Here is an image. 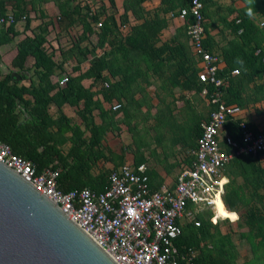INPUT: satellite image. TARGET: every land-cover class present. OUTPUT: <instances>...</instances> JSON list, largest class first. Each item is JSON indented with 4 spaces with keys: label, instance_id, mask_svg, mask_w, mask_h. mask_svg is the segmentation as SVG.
<instances>
[{
    "label": "trees",
    "instance_id": "1",
    "mask_svg": "<svg viewBox=\"0 0 264 264\" xmlns=\"http://www.w3.org/2000/svg\"><path fill=\"white\" fill-rule=\"evenodd\" d=\"M35 1L37 4L56 3L59 8L58 28L62 32L74 27L77 22L82 24L83 32L71 39L68 49L61 51L60 62L55 59L53 51L50 52L49 47H46L49 27L55 26L52 21L39 27L34 32V37L19 43L12 67L19 70L22 79L19 81L13 77L12 71L5 74L0 70V142L7 144L14 154L34 163L38 172L47 168L59 170L58 185L64 192L83 188L102 192L106 188V177L111 171H104L97 178L91 172L97 162L107 159L104 147L107 134L120 131L121 92L125 89L124 84L130 74L127 68L135 61L132 56L133 47L136 43L137 48H144L149 44L154 46L166 21L160 18L158 11L147 14L142 7L144 0H125L126 13L131 12L137 20H145L141 25L132 27L126 37L121 28V16L119 19L116 17V0H109L110 14L104 7L94 10L90 4L81 6L79 0ZM243 1L247 7L233 10L231 14L236 15L235 18L227 21L234 39L221 53L226 66L223 71H219V76L226 82L223 90L225 102L246 109L251 104L264 102V27H260L254 19L255 16L264 18V0ZM76 2L78 3L74 5ZM163 2L170 3L172 0ZM202 2L203 12L208 16L212 0ZM180 6L181 9L189 8L190 0L181 1ZM4 12L1 1L0 13L6 15ZM170 12L166 14L169 15ZM25 14L26 27L29 29V12L21 6L14 13L15 22L0 31V39L3 37L4 41L11 42L17 34L16 24ZM149 15H153V18ZM100 21L103 22V27L98 29ZM191 23L192 19L188 17L186 32ZM206 35L209 36L207 28ZM205 45L214 54L208 40H205ZM158 50L162 53L166 48ZM195 56V53L188 54L183 45L171 49L170 55L163 62L172 63L176 68L163 74L160 73L163 64L159 65L156 72L158 78L173 82L174 86L201 93L205 86L198 80L200 68ZM30 60L33 63L28 65ZM71 60L75 62L73 71L69 72L65 66ZM86 63H89V69L73 76L74 72H81L82 65ZM234 70H239L240 74L233 75ZM29 73L32 74L29 76ZM65 75L69 79L66 85L59 86V82L53 81V77ZM84 80H91V86L85 88ZM24 81H29V85H24ZM213 90L210 87V91ZM56 91V95L58 92L63 95L66 103L79 109L83 128L72 124L63 114L58 118L53 117L50 109L56 102L53 94ZM99 95L102 100L95 99ZM105 103L111 105V108L105 109ZM116 104L121 107L113 110ZM213 110L214 106L210 105L208 115L196 120L187 133L185 142L191 150L197 148L202 136V124L210 121ZM96 112L101 119L100 124L95 120ZM158 122L165 121L160 119ZM248 125L256 133L262 132ZM225 129L234 140H240L239 121L229 122ZM87 131L90 133L88 136ZM68 133H72V148L64 155L62 146L64 141H68L65 137ZM111 157L113 158V154ZM119 166L120 164L116 165L117 168ZM225 175L229 182L223 196L222 211L219 210L221 213L218 216L222 218L224 214L232 216L237 213L240 217L237 225L247 230L241 231L240 239L248 245L252 257L243 263L239 262L240 242L236 243L231 232L223 233L221 223H212L211 211H204L196 216V220L201 223L199 227L194 222L183 226V234L177 241L178 247L182 251L192 249L198 252L193 264H264V152L235 158L227 167ZM77 178L83 179V182H79Z\"/></svg>",
    "mask_w": 264,
    "mask_h": 264
},
{
    "label": "built area",
    "instance_id": "2",
    "mask_svg": "<svg viewBox=\"0 0 264 264\" xmlns=\"http://www.w3.org/2000/svg\"><path fill=\"white\" fill-rule=\"evenodd\" d=\"M203 11L202 0H190L189 8L180 9L178 18L192 19L188 35L202 64L198 80L205 86L202 95L214 110L210 121L202 124V136L191 152V165L181 171L174 183L153 190L147 165L126 164L110 174L102 192L90 188L64 192L58 185L59 170L47 168L38 172L34 163L0 142V163L59 206L118 264H193L198 252L178 247L183 226L194 222L199 227L196 216L204 211H211V221L217 224L218 203L224 204L229 182L227 167L237 157L264 152V131H253L243 117V109L228 105L223 98L226 82L219 76L223 59L205 45L207 19ZM171 16L176 17L175 13ZM26 20L23 16L19 21ZM14 22L13 14L0 13V31ZM102 27L100 21L97 28ZM232 74L240 72L234 70ZM68 81L64 77L59 84L64 86ZM210 87L214 88L212 92ZM120 107L116 104L113 110ZM238 121L241 138L236 141L224 131L229 122Z\"/></svg>",
    "mask_w": 264,
    "mask_h": 264
},
{
    "label": "crops",
    "instance_id": "3",
    "mask_svg": "<svg viewBox=\"0 0 264 264\" xmlns=\"http://www.w3.org/2000/svg\"><path fill=\"white\" fill-rule=\"evenodd\" d=\"M1 1L5 14L14 15L16 9L22 6L29 12L28 15L31 21L29 29L26 27L27 21H19L16 24L15 30L17 34L11 42L4 41L3 37L0 39V70L5 74L11 71L18 73L19 70L12 67V62L18 53L19 43L26 38L34 37V32H37L39 27L45 26L47 22L52 21L55 26L49 27L50 33L47 36L48 43L46 47H49L50 52L53 51L57 62L62 60L61 51L69 48L71 39L77 38L83 32V26L80 22H77L74 27L68 29L66 32H62L58 28L57 17L59 16V8L55 2L37 4L35 0H22L20 2L17 0ZM124 1L121 0V7L118 9L119 15L116 17L119 19L121 16V28L124 31V35L128 37L130 29L134 26L141 25L145 20H137L131 12L127 14L124 8ZM163 1L144 0L142 4L147 14L158 11L160 18L166 21V25L154 46L149 44L147 45L148 47L137 48L138 45L136 43L133 47L132 56L135 61L132 66H128L129 68H127V70H130V74L128 75L127 82L124 84L125 89L121 92L120 131L109 132L107 134L104 140L107 159L97 162V165L91 172L94 178H97L104 171H111L112 173L118 169L116 167L118 164H120L119 168L126 164L135 166L145 164L148 167L151 188L156 190L164 184L169 185L174 183L181 171L188 168L192 163V150L186 144L183 137L181 141L184 144L179 142L178 146H176L177 150L173 152L171 157H164L167 162H163L164 151L167 149L165 144L172 139L174 133L173 129L170 128L168 131H165L164 135L168 138L160 140L161 132L159 129L164 122L160 123L158 120L162 119L166 121L167 119L172 120L178 118L184 122L183 115L189 109L190 105H194L193 109L198 114L201 111L200 109L204 100L210 106L208 99L202 95V92L196 93L189 88L174 86L173 82L171 83L168 80L158 78L156 72H158L159 65L163 64L160 69V73L163 74L169 73V71L176 68L175 65L172 66V63L168 64L167 62H163V59L170 55L171 49L183 45L188 54L194 55V49L191 45L188 32H186V20L178 18V12L181 9L180 3L184 0H172L170 3ZM78 2L81 6L90 4L92 9L95 8L94 10L99 7H104L107 9V13H111L110 5L105 0H97L96 2L79 0ZM173 7H175L174 11L170 12ZM246 7L247 4L243 0H212V4H210L208 16H206V28L209 35L206 37V41L208 40V44L213 47L214 54L222 57L221 71L226 66L221 53L228 46L229 42L234 39V36L228 28L227 21L230 22L235 18L236 15L231 14L234 12L233 10H243ZM168 12H170L169 15L166 14ZM172 13H175L176 17H172ZM25 15L24 17L27 19V15ZM149 17L153 18V15H149ZM254 19L260 27H264L261 26L264 18L255 16ZM124 41L126 40L124 39ZM163 47L166 48V51L161 53L158 49H163ZM158 54L161 56L158 57ZM196 59L199 60L198 57ZM74 62V60H71L66 64V71H73L72 67L74 66ZM32 63L33 61L30 60L28 65ZM201 65L199 60L198 67L200 68ZM89 67V63L82 65L81 72H74L73 76H78L80 73L86 72ZM31 74L29 73V76ZM64 77L66 75L55 76L53 77V81L58 83ZM29 83V81H24V85L26 86ZM91 84V80L83 81L85 88L90 87ZM95 90L97 89L95 88ZM57 91L53 93L56 102L50 109L53 117L58 118L60 114H63L72 121V124L82 126L83 128V121L78 114L79 109L66 103L63 95L59 92L56 95ZM95 99L102 100L103 98L99 95ZM104 107L105 109H109L111 105L105 103ZM201 113H204V111H201ZM243 115L247 123L253 128H256L258 131L264 130V102L256 105L251 104L248 108L246 107V109H243ZM206 116L202 115L200 118ZM95 120L98 124L101 123L97 112L95 113ZM224 133L227 132L224 131ZM89 134V131H87V136ZM71 135L72 133H68L65 136L68 141H64L62 146L64 155L72 148V142L70 141ZM112 154L113 158L111 157ZM109 176L110 174L106 177L105 185H107ZM77 180L83 182V179L77 178ZM246 231V229H242V232Z\"/></svg>",
    "mask_w": 264,
    "mask_h": 264
},
{
    "label": "water",
    "instance_id": "4",
    "mask_svg": "<svg viewBox=\"0 0 264 264\" xmlns=\"http://www.w3.org/2000/svg\"><path fill=\"white\" fill-rule=\"evenodd\" d=\"M0 264L118 263L59 206L0 163Z\"/></svg>",
    "mask_w": 264,
    "mask_h": 264
},
{
    "label": "rangeland",
    "instance_id": "5",
    "mask_svg": "<svg viewBox=\"0 0 264 264\" xmlns=\"http://www.w3.org/2000/svg\"><path fill=\"white\" fill-rule=\"evenodd\" d=\"M105 1L106 3L110 5V2L108 0H105ZM116 2L118 5L117 7V11H118L119 7H121V0H116ZM117 15H119L118 12H117ZM209 107L210 106L207 105V101L204 100V102L202 103L201 109H200L201 111H204V113H201L200 111L198 114L193 109L194 105H190L189 109L186 110V113L183 115L185 119L184 122H182L178 118L176 119L174 118L172 120L167 119L164 123H162L159 129L161 132V135L159 137V139L161 138L160 140H164L168 138L167 136H164V135H165V131H168L170 128L173 129V133H174L172 139H170V141H168L165 144V147H167V149L164 151L163 162H167L164 159V157L165 158L168 156L171 157L173 152L177 150L176 146H178L179 142L181 144H184L181 141V138L183 137L184 140L186 139L187 133L192 128V126L195 124L196 120H198V118H200L202 115L206 116L208 114ZM237 220H238V215L236 213L232 214V216L230 214H224L222 218H219L218 223H221L220 226H221L223 233L226 234L228 232H231L236 243L239 244L240 242L241 245H239V257H240L239 262L243 263L252 257V253L250 249L248 248V245L240 239V233L242 231V227H239L237 225V223L239 222V220L238 221ZM226 221H229V222H226Z\"/></svg>",
    "mask_w": 264,
    "mask_h": 264
},
{
    "label": "bare ground",
    "instance_id": "6",
    "mask_svg": "<svg viewBox=\"0 0 264 264\" xmlns=\"http://www.w3.org/2000/svg\"><path fill=\"white\" fill-rule=\"evenodd\" d=\"M222 207H223V203L222 202H219L218 203V214H220L221 212L219 211V210H221L222 211ZM237 214V213H236ZM239 218V217H238ZM238 221V220H237Z\"/></svg>",
    "mask_w": 264,
    "mask_h": 264
}]
</instances>
